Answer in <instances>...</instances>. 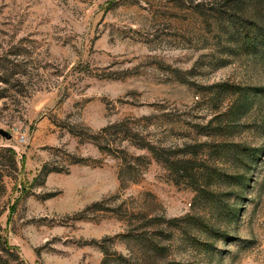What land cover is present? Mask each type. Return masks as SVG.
Returning <instances> with one entry per match:
<instances>
[{
	"label": "rangeland",
	"instance_id": "374dc122",
	"mask_svg": "<svg viewBox=\"0 0 264 264\" xmlns=\"http://www.w3.org/2000/svg\"><path fill=\"white\" fill-rule=\"evenodd\" d=\"M222 8L0 0V264H264V48Z\"/></svg>",
	"mask_w": 264,
	"mask_h": 264
},
{
	"label": "trees",
	"instance_id": "16d2710c",
	"mask_svg": "<svg viewBox=\"0 0 264 264\" xmlns=\"http://www.w3.org/2000/svg\"><path fill=\"white\" fill-rule=\"evenodd\" d=\"M258 5L263 8L264 0H223V8L217 11L222 13L221 17L226 18V21H231L234 26L241 27L238 35L241 44L246 47L260 46L264 48V16L254 15V12V16L251 17L246 13ZM238 12L241 14H237ZM242 96V105H244L247 102V94L243 93Z\"/></svg>",
	"mask_w": 264,
	"mask_h": 264
},
{
	"label": "water",
	"instance_id": "95a60500",
	"mask_svg": "<svg viewBox=\"0 0 264 264\" xmlns=\"http://www.w3.org/2000/svg\"><path fill=\"white\" fill-rule=\"evenodd\" d=\"M0 134L5 136L8 139L11 137V135L9 133H7L6 131H3V130L0 131Z\"/></svg>",
	"mask_w": 264,
	"mask_h": 264
}]
</instances>
